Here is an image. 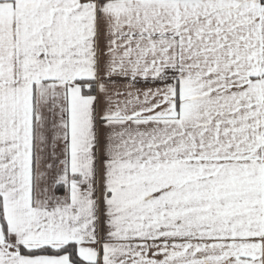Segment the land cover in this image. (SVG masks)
<instances>
[{
	"label": "snow or ice",
	"instance_id": "6c2138e0",
	"mask_svg": "<svg viewBox=\"0 0 264 264\" xmlns=\"http://www.w3.org/2000/svg\"><path fill=\"white\" fill-rule=\"evenodd\" d=\"M0 264H264V0H0Z\"/></svg>",
	"mask_w": 264,
	"mask_h": 264
}]
</instances>
